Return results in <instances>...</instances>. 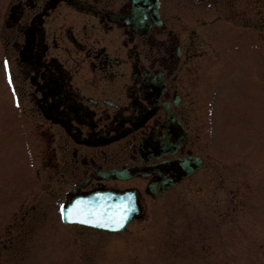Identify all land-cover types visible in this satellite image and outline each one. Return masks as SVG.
Wrapping results in <instances>:
<instances>
[{
  "label": "flooded vegetation",
  "instance_id": "obj_1",
  "mask_svg": "<svg viewBox=\"0 0 264 264\" xmlns=\"http://www.w3.org/2000/svg\"><path fill=\"white\" fill-rule=\"evenodd\" d=\"M15 12L1 29L15 90L73 143L56 149L41 134L44 163L58 154L75 194L135 187L104 178L112 168L177 176L193 118L236 95L239 70L264 80V0H9L5 18Z\"/></svg>",
  "mask_w": 264,
  "mask_h": 264
},
{
  "label": "rangeland",
  "instance_id": "obj_2",
  "mask_svg": "<svg viewBox=\"0 0 264 264\" xmlns=\"http://www.w3.org/2000/svg\"><path fill=\"white\" fill-rule=\"evenodd\" d=\"M8 1L0 0V28ZM9 64L0 51V264H264L260 76L250 81L239 70L234 104L207 110L203 124L193 118L194 152L204 159L195 173L157 197L145 192V179L118 182L140 185L144 212L122 232L106 233L62 223L59 207L74 177L45 173L41 134L53 133L56 149L73 143L28 110ZM51 159L60 171L61 157Z\"/></svg>",
  "mask_w": 264,
  "mask_h": 264
},
{
  "label": "water",
  "instance_id": "obj_3",
  "mask_svg": "<svg viewBox=\"0 0 264 264\" xmlns=\"http://www.w3.org/2000/svg\"><path fill=\"white\" fill-rule=\"evenodd\" d=\"M197 158V157H196ZM195 166L186 169L185 174H190L201 166V159L193 160ZM119 177L126 178V175L119 174ZM172 181L170 184L174 183ZM167 186H163L164 190ZM149 191L154 193L155 184L149 185ZM95 193L83 199L79 198L73 203H69L62 207V219L67 223H78L97 228L106 229L108 231H118L123 229L128 221L131 220L133 214L137 213L133 196L128 194L114 195ZM112 198H116L113 200ZM82 209L81 214H76V209Z\"/></svg>",
  "mask_w": 264,
  "mask_h": 264
},
{
  "label": "snow or ice",
  "instance_id": "obj_4",
  "mask_svg": "<svg viewBox=\"0 0 264 264\" xmlns=\"http://www.w3.org/2000/svg\"><path fill=\"white\" fill-rule=\"evenodd\" d=\"M81 212H82V209H79V208L76 209V214L77 215L81 214Z\"/></svg>",
  "mask_w": 264,
  "mask_h": 264
}]
</instances>
